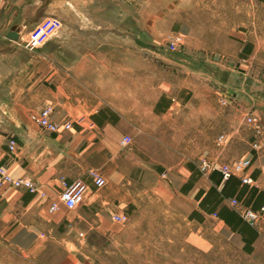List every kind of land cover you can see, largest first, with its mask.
I'll return each instance as SVG.
<instances>
[{
  "label": "crops",
  "instance_id": "1",
  "mask_svg": "<svg viewBox=\"0 0 264 264\" xmlns=\"http://www.w3.org/2000/svg\"><path fill=\"white\" fill-rule=\"evenodd\" d=\"M60 1L0 0V164L12 176L29 178L37 187L36 194L9 185L0 189L2 241L10 248L32 253L46 248L54 235L59 234L64 248L76 250L70 254L72 264H168L166 258L89 256L81 249L97 248L96 241L103 238L118 242L126 222L145 201H166L172 199L170 194L184 200L189 222L200 224L215 219L220 230L243 247V236L249 239V234L232 229L216 213L226 207L240 217L229 204L233 197L256 210L264 205L261 193L264 191L252 189L257 186L254 173L258 169L254 166L257 158L245 172L251 183H242L238 176H233L226 197L216 206L204 204L212 211L201 207L209 189L220 191L224 181L216 185L210 174L202 176L198 170L202 159L218 160L213 156V148L204 150V131L200 129V113L192 108L193 100H134L125 106L113 97L102 100L77 95L76 89L109 86L103 85L101 75L88 79L82 74L97 73L98 67H101L98 73H102V67L105 72H112L111 66L117 63L102 50H71L66 43L75 36L76 25L81 30L83 24H90L87 17L76 12L74 5L81 10L87 0H64L74 16L58 15L54 8ZM255 2L264 5V0ZM246 8L247 0H239V11ZM46 16L62 21V32L32 48L22 29L30 31ZM9 32H16L17 38H11ZM236 32L238 40L245 43L252 34L248 30ZM262 33V29H253L256 39ZM245 43H241V48ZM60 52H63L61 66L55 63ZM46 104L53 107L52 121L62 123L80 118V124L74 123L72 128L58 132L38 127L29 115ZM210 117L213 120L214 116ZM123 136L131 137L128 146L121 144ZM10 137L16 140L13 153L7 149ZM90 170L105 179L103 186L94 185ZM60 177L67 182L81 179L88 185L82 202L73 209L59 202ZM54 202L58 203V209L49 212ZM192 212L195 215L189 218ZM121 215L126 216V221L114 219ZM250 226L257 232L250 244L254 249L261 236L257 227ZM175 260L180 259L169 261ZM19 261L22 264L21 258Z\"/></svg>",
  "mask_w": 264,
  "mask_h": 264
},
{
  "label": "rangeland",
  "instance_id": "2",
  "mask_svg": "<svg viewBox=\"0 0 264 264\" xmlns=\"http://www.w3.org/2000/svg\"><path fill=\"white\" fill-rule=\"evenodd\" d=\"M63 2L54 8L58 15L74 16ZM238 3L87 0L81 10L74 6L90 24H81V30L76 25L75 36L66 44L71 50H102L117 63L111 66L112 72L102 67L98 73V67L97 73L82 74L88 79L101 75L103 85L109 86L76 89L77 95L102 100L113 97L125 106L134 100H193L192 108L200 113V129L204 131V150L213 148V156L222 162L251 155V162L257 158L256 188L264 191V5L247 0L246 10L239 11ZM33 28L22 29L25 38L32 35ZM255 28L263 30L257 39ZM238 30L252 31L246 43L238 40ZM61 32L62 21L55 34ZM241 43L251 44L249 54L242 55ZM62 62L60 52L55 63L61 66ZM221 96L227 101L225 105L218 103ZM246 116L254 117L255 124L246 123ZM220 136L223 139L218 143ZM168 196L172 199L145 201L126 222L118 242L99 239L97 248L81 249L82 253L166 258L168 264H264V218L257 227L261 238L247 252L220 230L215 219L189 222L184 200ZM51 240L46 248L28 253L10 248L0 238V264H19L20 258L22 264H72L70 254L76 250L64 248L59 234ZM78 257L83 258L80 253ZM171 258L180 260L169 261Z\"/></svg>",
  "mask_w": 264,
  "mask_h": 264
},
{
  "label": "built area",
  "instance_id": "3",
  "mask_svg": "<svg viewBox=\"0 0 264 264\" xmlns=\"http://www.w3.org/2000/svg\"><path fill=\"white\" fill-rule=\"evenodd\" d=\"M0 19V27H1ZM60 20L53 16H46L41 19L31 31V36L28 38V44L30 47H38L45 43L50 37H52L58 29ZM220 105H225L227 101L223 96L218 98ZM53 111L51 104L42 106L38 111L31 112L29 115L30 120L40 128L46 129L49 132H58L61 129H70L74 123L80 124V118L74 121H65L62 123L54 122L50 119V115ZM245 122L248 124H255V118L252 116H246ZM223 136L218 138V143L222 141ZM130 136H123L121 144L128 146L131 143ZM252 148L256 151V142H254ZM7 149L13 153L16 149V140L13 137L7 140ZM251 157L238 158L231 162H214L206 158L202 159L199 163L198 170L202 176H206L213 171H217L222 176L223 180L228 179L231 176H238L242 183H251L252 179L245 174L246 170L251 166ZM89 176L92 179L96 187H101L105 184V179L96 173L94 170L89 171ZM61 189L58 195L59 202L62 203L67 209L75 208L82 202L84 194L88 188V185L81 179H76L71 182H67L64 177H60ZM4 185H9L13 188H23L32 194L37 193V187L35 183L25 177H14L7 169L0 164V189ZM229 204L235 208L240 217L248 224L258 227L261 220L264 218V205L259 209H253L250 206L244 205L237 198H230ZM58 209V203L54 202L49 206V212H54ZM216 215V214H214ZM117 221H126V216H114Z\"/></svg>",
  "mask_w": 264,
  "mask_h": 264
},
{
  "label": "trees",
  "instance_id": "4",
  "mask_svg": "<svg viewBox=\"0 0 264 264\" xmlns=\"http://www.w3.org/2000/svg\"><path fill=\"white\" fill-rule=\"evenodd\" d=\"M250 49H251V46L249 44H246L243 48L242 55L249 54ZM232 178H233V176L229 177L226 180H223L222 176L220 175L219 172H217V171L211 172L210 173V179H212L216 185H219L222 181H224V183H223L220 191H217L216 188H214V187H211L209 189V191L206 193V195L204 196V198L202 199V201L200 203L201 207H204V209H206L209 212L212 211L209 208L207 209L204 204L210 205L211 203H214V206H216L222 198L226 197L228 195L226 188H227V186H228V184ZM252 189L255 191L257 190V188H255V187H253ZM261 193L264 196V192H261ZM216 214L221 219L226 221V223H228L232 227V229L238 230L241 233L247 232L249 234V239H247V238H245V236H243L244 241H245V245L243 246V249L247 252H251L253 250V248L250 246V244L256 238L257 232L249 224H245V223L243 224L241 218L239 216H237V214L234 211L229 210L226 207L221 208V210L219 212H217ZM194 215H195V212H192L189 215V218H193Z\"/></svg>",
  "mask_w": 264,
  "mask_h": 264
},
{
  "label": "water",
  "instance_id": "5",
  "mask_svg": "<svg viewBox=\"0 0 264 264\" xmlns=\"http://www.w3.org/2000/svg\"><path fill=\"white\" fill-rule=\"evenodd\" d=\"M8 35H9L11 38H13V39L17 38V33H16V32H9ZM136 43H137V44H140V45H143V42L140 41V40H136Z\"/></svg>",
  "mask_w": 264,
  "mask_h": 264
}]
</instances>
